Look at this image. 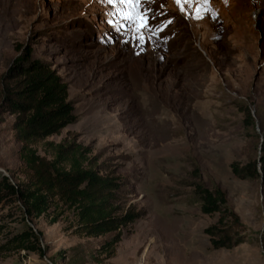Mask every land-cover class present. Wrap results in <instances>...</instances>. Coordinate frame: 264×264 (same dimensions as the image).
Here are the masks:
<instances>
[{"label": "rangeland", "instance_id": "obj_1", "mask_svg": "<svg viewBox=\"0 0 264 264\" xmlns=\"http://www.w3.org/2000/svg\"><path fill=\"white\" fill-rule=\"evenodd\" d=\"M117 8L137 10L106 0H0V78L30 48L67 83L77 115L33 148L51 160L60 146L76 152L84 166L120 178L118 213L143 211L110 252L117 232L81 233L76 210L61 202L31 224L46 255L0 252V264H264L261 179H239L230 166L258 158L263 140L264 0H142L153 30L141 33L109 15ZM14 120L0 113V177L23 183ZM196 167L201 182L226 192L245 243L213 248L205 229L220 215L202 212ZM24 209L17 201L1 211L0 245L25 228Z\"/></svg>", "mask_w": 264, "mask_h": 264}, {"label": "trees", "instance_id": "obj_2", "mask_svg": "<svg viewBox=\"0 0 264 264\" xmlns=\"http://www.w3.org/2000/svg\"><path fill=\"white\" fill-rule=\"evenodd\" d=\"M243 111L249 125L255 118L250 107ZM0 113L15 116L12 124L15 137L22 143L20 157L25 163L28 181L17 183L8 175L0 177V213L17 201L23 204L22 218L28 221L25 228L10 233L0 245V252L25 250L44 257L43 233L31 224L33 218L49 216L50 209L59 203L74 208L78 215L81 233L100 236L117 232L107 246L112 252L121 240L122 228L138 220L143 211L129 208L117 212V196L121 180L117 176L101 173L84 166L69 148L60 146L56 160L38 153L33 144L60 133L76 122L74 104L69 100V88L49 63L35 58L30 48L18 56L8 72L0 78ZM70 156L72 158H70ZM73 159L70 168L60 167L62 160ZM233 174L239 179L260 178L264 189V135L258 158L245 163H231ZM195 193L204 214L219 213L218 221L205 229L215 249L234 248L247 241V227L240 216L229 206L226 192L219 186L207 187L200 181L199 168H195ZM50 219V224L57 222ZM5 228L0 223V232ZM112 248V249H111Z\"/></svg>", "mask_w": 264, "mask_h": 264}, {"label": "snow or ice", "instance_id": "obj_3", "mask_svg": "<svg viewBox=\"0 0 264 264\" xmlns=\"http://www.w3.org/2000/svg\"><path fill=\"white\" fill-rule=\"evenodd\" d=\"M108 4H115L119 3L120 5H125L134 9H137L135 12L126 11L123 8H117L114 12L109 13V15H121L122 19L125 21L130 22L131 26L134 27L136 33H141L142 29H147L148 31H152L153 29L150 26L149 18L146 14L147 10L141 12L139 11V5L141 4L142 0H106ZM178 4L181 3V0H176ZM185 3H190L192 0H184ZM207 2V0H205ZM183 10V9H182ZM199 18V13L197 14ZM109 24H112L113 21L109 20ZM119 27H117V31H119L120 27H124L123 24H120L119 21L116 22ZM170 23V22H169ZM139 40L141 43L144 42V36L141 34L139 36Z\"/></svg>", "mask_w": 264, "mask_h": 264}]
</instances>
